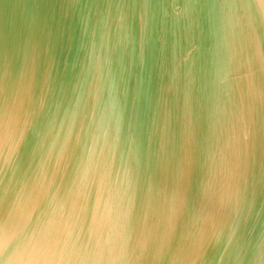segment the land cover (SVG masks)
<instances>
[{
	"label": "clouds",
	"instance_id": "clouds-1",
	"mask_svg": "<svg viewBox=\"0 0 264 264\" xmlns=\"http://www.w3.org/2000/svg\"><path fill=\"white\" fill-rule=\"evenodd\" d=\"M0 264H264V0H0Z\"/></svg>",
	"mask_w": 264,
	"mask_h": 264
},
{
	"label": "water",
	"instance_id": "water-1",
	"mask_svg": "<svg viewBox=\"0 0 264 264\" xmlns=\"http://www.w3.org/2000/svg\"><path fill=\"white\" fill-rule=\"evenodd\" d=\"M5 2L16 5V4H21V3H23L24 0H5Z\"/></svg>",
	"mask_w": 264,
	"mask_h": 264
}]
</instances>
